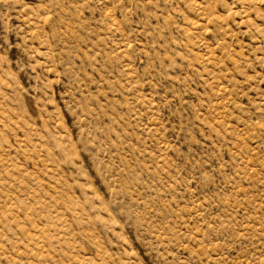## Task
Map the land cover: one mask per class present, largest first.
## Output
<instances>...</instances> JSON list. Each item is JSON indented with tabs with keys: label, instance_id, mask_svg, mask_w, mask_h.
I'll return each instance as SVG.
<instances>
[{
	"label": "rangeland",
	"instance_id": "1",
	"mask_svg": "<svg viewBox=\"0 0 264 264\" xmlns=\"http://www.w3.org/2000/svg\"><path fill=\"white\" fill-rule=\"evenodd\" d=\"M0 264H264V0H0Z\"/></svg>",
	"mask_w": 264,
	"mask_h": 264
}]
</instances>
